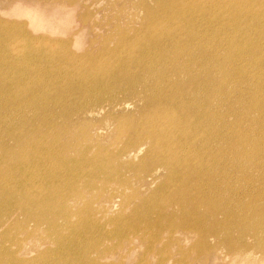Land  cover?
Listing matches in <instances>:
<instances>
[{"label":"bare ground","instance_id":"1","mask_svg":"<svg viewBox=\"0 0 264 264\" xmlns=\"http://www.w3.org/2000/svg\"><path fill=\"white\" fill-rule=\"evenodd\" d=\"M202 1L155 0L151 5L141 0L145 28L138 34L151 38L144 40L124 32L120 49L103 47L105 53H119L115 61L95 58L89 51L85 54L89 60L78 68L80 84L56 89L57 101L59 93L89 101L80 105L68 99L64 105L72 106L62 108V122L70 124L75 116L96 111L106 112L117 122L120 148L110 157L100 149L92 156L84 141L67 137L60 138L65 141L62 143L58 136L48 138L47 148H43L49 128L43 131L33 121L35 116L27 117L30 110L26 114L23 108L29 101L22 100L26 94L0 96V264H117L110 260L123 246H101L115 234L138 238L156 264H177L176 253L187 261L195 255L198 243L197 256L215 255L216 264H264V72L259 68L245 73L241 57L237 67L226 70V60L232 58L227 54L220 59L223 41L205 36L194 26L181 31L178 22H185L190 14L193 19L187 23L193 25L195 19H200L201 25L208 23L212 5L201 6ZM18 12L27 15L34 27L46 26L34 11ZM130 36L135 38L128 43ZM127 46L130 52L121 55ZM249 49L262 56L264 41L249 45ZM27 55L38 57V52L31 47L21 56ZM66 57L71 63L78 59L75 54ZM3 67L6 64L0 59V70ZM130 97L142 102L138 114L133 119L130 115L117 118L113 110ZM44 100L35 104V110L53 106L49 103L54 101ZM110 122L105 124L110 126ZM51 129L57 133L58 124ZM143 144L149 149L141 162L145 160L144 167L155 173L154 182L158 171L151 168L163 171L157 187L145 196L127 191L132 183L126 173L136 171L137 162L120 161L122 156L134 160ZM71 148L76 155L69 154ZM37 161L43 162L45 169L34 178L29 166ZM111 169L126 176L110 189L127 191L122 206L131 207L133 199L139 200L133 203L132 212L122 208L118 215L109 217L107 208L112 207V199L103 196L115 182L100 190L97 181L110 180ZM81 182L84 190L78 189ZM155 211L159 212L158 220L150 216ZM165 234L168 242L163 246ZM131 239L121 258L137 247ZM155 242L162 247L156 249ZM183 242L191 243V248H182ZM173 243L180 247L175 253L168 250Z\"/></svg>","mask_w":264,"mask_h":264},{"label":"rangeland","instance_id":"2","mask_svg":"<svg viewBox=\"0 0 264 264\" xmlns=\"http://www.w3.org/2000/svg\"><path fill=\"white\" fill-rule=\"evenodd\" d=\"M146 1L151 5L155 4V0ZM212 3L213 2L210 0H203L201 2V6L207 4L212 5L210 14H207V24L201 25L200 19H195L193 25L187 23L191 18L193 19V14H190L185 22H178L181 31L185 32L186 27L191 28L194 26L198 31L205 34V36H217L221 42L223 41L222 44L224 43L223 46L225 49L220 53V59L222 57L225 58V55L227 54L232 58L226 60L229 62L225 65V68L227 67L226 70H231L233 66L235 67L241 57L240 59L245 60L243 62V67L244 69L246 68V71L244 70L245 73H248L249 70H257L259 68L264 72V68L262 67L264 66V54L261 56L260 54H257L254 49H249V45L254 44L259 40L264 41V0H216L215 3ZM18 9L34 11L42 21L46 22V26L40 28L34 27L28 16L19 13ZM144 19L145 9L142 6L141 0H0V59L3 64H6V67H3L0 70V96L5 95L6 98H13V96L21 92H24L27 95H23L22 99L24 100L25 98L29 101V105L26 106L27 108H23V110L26 109V114L29 110L31 112L27 114V117L33 115L36 118L37 116V118L39 117L38 119H35L32 116L34 118L33 121H37L43 131L44 127L49 128V131L46 133L47 139L42 143L43 148H47L48 138L50 139L55 136H58L60 143L65 142L60 139L65 137L72 141H84L88 148L91 147L90 155L92 156L100 149L106 156L110 157L113 150L116 151V149L120 148L118 145L120 142L115 133L118 124L113 118H108L106 112L103 111V113H101L96 111L90 114H82L80 116L74 115V120L68 124L66 121L62 122L64 118L62 110L64 109V106L69 105L70 107L72 105L69 103L68 105H64V103H66L68 99H72L73 103L76 102L75 104L81 103L80 105L89 101L86 100V98H79L78 100L76 98L78 97L77 95L74 94V97H72L70 93L65 95L59 93L58 101L55 100L54 97L57 96L56 89L63 88L64 86H76L80 84V69L78 68H81L83 65L82 63L89 60L85 56L87 52H93V54H95L94 56H96L95 58L98 57L102 60L110 59L115 61V58L119 53H108V50L105 53L103 47L106 45L108 49H120V39L122 34L127 31L130 35H139L138 32H143L145 28L143 24ZM175 26H177V24H175ZM139 37L144 39L142 34L139 35ZM134 38L135 37L130 36L127 42L129 43L133 41ZM150 38V35H146L144 40H149ZM225 41L228 43L225 44ZM111 45L114 46L112 47ZM31 47H33L35 52H38V57L28 55L21 56ZM128 49V46L125 47L120 54L126 56V52H130ZM233 49L236 51H233ZM228 50L230 52H228ZM97 53L98 56L96 55ZM73 54H75L78 59L75 58L74 62L71 63L70 61H72V59L70 58L69 61L66 56L71 57ZM87 57L89 56L87 55ZM15 61L18 62L14 65L12 62ZM117 61L119 62V60ZM251 73L253 74L254 71ZM262 76L264 77V74H262ZM9 80H12L11 83H9ZM30 88H33L36 91H31ZM242 88H245V86L243 85ZM29 93L31 96L28 95ZM117 95L122 97L125 94L118 93ZM246 95L251 97L250 93H247ZM43 97L46 99L44 100ZM41 99L46 102L51 100L54 101L55 104H52L51 102V104L49 103L50 106L53 105L54 107L52 106L53 108L50 107L47 109V107H49L47 106L35 110V108H37L35 104ZM129 99L130 100L126 103L118 105V107H115V110H113V113L117 118L130 115L128 117L133 119L134 116L138 114L137 110L138 107L142 105V102L138 100V98L130 97ZM102 105L106 108L109 107L107 102H104ZM4 107L5 106L2 108L4 109ZM107 112H109L108 109ZM40 116L43 117V119L40 118ZM230 118L232 119V117ZM106 120L111 121L110 126L105 124ZM57 124L59 129L56 133V131H53L51 128L57 126ZM4 127L5 126L2 128ZM23 130L24 129H21L22 134ZM85 131H87L88 134H85ZM147 146L143 144L138 148L134 160H131L132 158H128L127 156H122L120 159L121 162H137L135 168L138 169L134 172L130 171L126 173L132 183V188L127 190L128 193H131L129 191H135L144 196L149 195L163 178V171H161L160 168L153 166L151 169H156V171H158L156 172L158 178L154 182L152 175L155 173L151 174L150 171L144 167L145 160L141 162L142 157L148 152L147 149H149V146ZM76 153L77 152L73 148L69 150L70 155H76ZM186 153H190V150H186ZM45 154H47V152H45ZM78 156L80 157V155ZM44 166L45 164L41 161L32 162L29 166V174L34 178L40 177L39 174L44 171ZM108 170L105 171V173L108 172ZM114 173V169H111L109 171V174L112 176L110 180L106 181L102 178L97 181V186L100 187V190L105 189L108 182H115L108 186L109 191L107 190L108 192L103 196L104 199L107 197L112 199L109 203L112 207L107 208L109 211V217L118 215V212L121 211L122 208L127 213L132 212L133 203H138L139 200L138 198L133 199L131 207L128 206L124 208L122 206L127 191L120 187L114 191H111L110 189L117 186V183L122 182L123 179L125 180L126 176L117 172L114 175ZM142 176L145 178L141 179ZM78 189L84 190V184L82 182L79 184ZM103 198L98 200L99 202H97L96 205L100 204L103 201ZM235 208L236 210L239 209L238 206ZM156 213L159 215V212L155 211V214L151 213L150 216L157 219ZM219 216L220 218H223L221 214H219ZM106 226L107 229L112 230V225L107 224ZM153 231L157 230L155 229ZM39 236L41 235L39 234ZM113 237L112 240L105 239L101 243V246L104 247L110 245L118 247L120 245L123 246L118 248L115 256L110 261L117 262V264L121 262L123 264H156V258L152 254L146 253V245L142 244L138 238L133 237L131 239L130 235L117 236V234ZM149 237L150 231L148 230L147 238ZM130 239L132 244L137 247L125 258H121V255L124 257ZM165 241L168 242L167 234L163 236V246ZM172 241L173 238L171 237L170 242ZM249 241H253V239H250ZM155 243L157 247L156 249L162 247L160 243ZM193 243L195 245L197 244L196 241ZM176 246L177 245L173 243L168 247V250H170L171 253L172 251L175 253L177 249H180L179 246ZM181 247L184 249L191 248V243L183 242ZM198 248L199 243L196 245L194 251L195 255L191 254L187 261L176 253L175 256L179 259L177 264H216L218 259L216 260L215 255L200 253L197 256V253L199 252ZM92 255L97 256V253H92ZM194 256L196 257V260Z\"/></svg>","mask_w":264,"mask_h":264}]
</instances>
